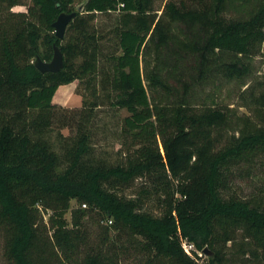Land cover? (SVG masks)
<instances>
[{
	"label": "trees",
	"instance_id": "obj_1",
	"mask_svg": "<svg viewBox=\"0 0 264 264\" xmlns=\"http://www.w3.org/2000/svg\"><path fill=\"white\" fill-rule=\"evenodd\" d=\"M31 1L16 21L1 19L0 8V226L8 260L45 264L36 208L42 203L52 208L51 226L61 249L54 264H120L100 251L80 256L79 226L95 210L116 229L141 235L147 248L171 264H196L181 238L204 251L207 264L239 259L264 264L262 202L224 195L233 169L264 155V96L257 119L239 116L238 127L232 125L231 107L191 100L195 85L210 77H241L247 71L243 58L264 42V0H241L251 7L240 18L225 15L232 0H170L161 13L155 0ZM19 4L23 0H0L5 9ZM76 10L65 37L58 38L53 23L60 13ZM99 14L114 18L112 51L104 49ZM178 23L185 26L183 35L174 33ZM54 44L64 65L41 72L34 61L51 60ZM166 46L177 61L194 57L180 73L168 69L180 86L163 78L162 66H149L148 55L155 52L160 60ZM75 80L93 86L96 98L88 103L83 94L82 108L60 120L53 97ZM100 90L112 108L129 113L120 130L123 161L111 162L94 151L95 118L104 104ZM170 94L180 95L170 101ZM60 121L72 122L77 132L60 135L56 148L51 134ZM143 176L151 186L140 191L158 195L159 215L143 208L141 194H122ZM72 199L86 204L76 211L75 234L66 218Z\"/></svg>",
	"mask_w": 264,
	"mask_h": 264
},
{
	"label": "rangeland",
	"instance_id": "obj_2",
	"mask_svg": "<svg viewBox=\"0 0 264 264\" xmlns=\"http://www.w3.org/2000/svg\"><path fill=\"white\" fill-rule=\"evenodd\" d=\"M170 0H155L154 7L161 13L166 4ZM32 3L31 0H23V4L15 5L12 8L5 9L4 5L0 6L3 9L1 19L11 16L13 21L20 18V12H27L28 5ZM75 7H79L78 2ZM251 7V2L242 4L241 0H232L228 2V8L225 12L227 18H240L247 15L248 8ZM114 17V16H113ZM97 24L106 34L102 39L105 51H112L115 49L116 38L112 30L114 25V18L99 14L97 16ZM104 28V29H103ZM185 26L181 23L174 25V33L184 34ZM180 35V34H179ZM169 48L166 46L160 52V60L156 58V53L153 52L148 55L150 61V68L158 64L162 66V76L174 85L180 86L179 79L172 77L168 69L176 67L177 72H181L183 68L190 67L194 64V57L187 56L184 62L177 61L174 56H169ZM247 71L241 77H228L218 75L217 77H210L203 83L195 85L194 94L191 98L193 103L198 104H214L223 107H231L232 125L238 127L237 119L239 116H250L254 120L255 110L261 107L260 96H264V42L258 45L257 52L252 57L243 58ZM145 61L142 66H145ZM176 64V65H175ZM174 69V68H173ZM179 77V74H178ZM186 79L189 80L188 76ZM148 85V81L145 80ZM65 85V84H64ZM93 86L88 87L85 81L75 80L60 87L55 95L53 102L57 105L55 112L57 117L69 120L74 110H78L83 106V94L87 97V102L92 103L96 97L92 94ZM152 96L151 90H149ZM103 100L97 112L94 124L93 144L96 155L106 158L111 162L123 161L126 158V148L122 147V136L120 134L121 124L123 118L128 115L126 109L117 110L109 105V101L105 99L103 91H99ZM166 95V93H165ZM180 94H170L167 98L170 101H176ZM68 100H67V99ZM65 99V100H64ZM263 108V107H262ZM63 122H56L53 125L52 141L56 148H59V136H73L76 134V125L72 122L68 126H63ZM162 146V144H160ZM164 152L163 148H161ZM230 177V188L224 193L226 198L239 197L242 199L256 198L257 201L262 202L264 208V155L256 156L254 161L249 165L247 163L236 166L233 169ZM151 186V179L148 176L138 177L133 183L122 190V194L127 197L136 198L141 196L142 206L145 209L151 210L154 214L162 213V206L158 200V195L151 193L146 195L141 193V189L149 188ZM78 200H71V207L66 213L68 221V228H71V233L75 234L80 227V256L85 257L90 253L101 252L108 255L112 259L120 260V264H171L169 260L161 259L156 253L147 248L144 244L143 237L136 233H130L125 229H116L113 223L109 222L107 217H103L97 210L93 211L92 215L86 216L82 225L78 228L74 225L78 219L77 210L85 208ZM37 225L41 232L42 238L46 242L47 252L43 256L45 264H54V257L56 252H61L56 246L54 237V229L51 226L50 215L52 208L44 204H37ZM6 231L4 227L0 226V264H12L5 254ZM58 250V251H57ZM193 252L188 254L198 264L197 259H204L207 257L200 256ZM117 258V259H116ZM236 264H259L253 260L239 259Z\"/></svg>",
	"mask_w": 264,
	"mask_h": 264
},
{
	"label": "water",
	"instance_id": "obj_3",
	"mask_svg": "<svg viewBox=\"0 0 264 264\" xmlns=\"http://www.w3.org/2000/svg\"><path fill=\"white\" fill-rule=\"evenodd\" d=\"M83 6H79L78 10H82ZM77 15V10L72 12H62L59 14L58 18L53 23L55 28V34L58 38L63 39L66 34L67 27L73 18ZM54 51L52 59L47 61L37 56L34 64L41 72L48 71H59L64 65V54L61 48L57 45H53ZM206 251V249H205ZM207 252V251H206ZM212 252L208 251L207 254L210 255Z\"/></svg>",
	"mask_w": 264,
	"mask_h": 264
},
{
	"label": "built area",
	"instance_id": "obj_4",
	"mask_svg": "<svg viewBox=\"0 0 264 264\" xmlns=\"http://www.w3.org/2000/svg\"><path fill=\"white\" fill-rule=\"evenodd\" d=\"M83 205L86 206V204H83ZM109 222L110 223H113V220L112 219H109ZM181 241H182V246H183V248H184V250H185V252L187 254H190L191 255L193 252H196L200 256L203 255V256L207 257V255L205 254V252L202 251V250H199L193 242H190L186 238H181ZM197 262H198V264H207V261H205L204 259H201V260H198L197 259Z\"/></svg>",
	"mask_w": 264,
	"mask_h": 264
},
{
	"label": "crops",
	"instance_id": "obj_5",
	"mask_svg": "<svg viewBox=\"0 0 264 264\" xmlns=\"http://www.w3.org/2000/svg\"><path fill=\"white\" fill-rule=\"evenodd\" d=\"M65 85H66V84H65ZM65 85H61V86H62V87H65ZM61 86H60V87H61ZM60 87H59V88H60ZM59 88L57 89V91L59 90ZM57 91H56V93H57ZM56 93H55V95H56ZM55 95H54L53 99L56 98ZM66 99H67V98H66ZM64 100H65V99H64ZM67 100H68V99H67Z\"/></svg>",
	"mask_w": 264,
	"mask_h": 264
}]
</instances>
